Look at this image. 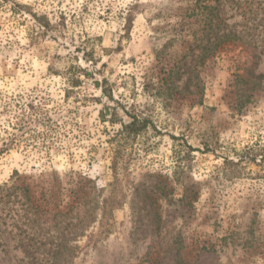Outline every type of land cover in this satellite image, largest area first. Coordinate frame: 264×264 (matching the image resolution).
<instances>
[{
    "label": "rangeland",
    "instance_id": "obj_1",
    "mask_svg": "<svg viewBox=\"0 0 264 264\" xmlns=\"http://www.w3.org/2000/svg\"><path fill=\"white\" fill-rule=\"evenodd\" d=\"M213 3L0 0V264H264V0L196 45ZM104 86L152 124L125 138Z\"/></svg>",
    "mask_w": 264,
    "mask_h": 264
},
{
    "label": "trees",
    "instance_id": "obj_2",
    "mask_svg": "<svg viewBox=\"0 0 264 264\" xmlns=\"http://www.w3.org/2000/svg\"><path fill=\"white\" fill-rule=\"evenodd\" d=\"M8 1V0H5ZM214 3L210 4V6L206 5L203 7L205 9V12H202L201 14H197L199 17V21L202 22L200 24V29L194 32L193 39L196 45H199V42L203 40L210 41L214 39V44H218L220 42H227V41H235L239 39V35L236 34L235 30H233V26L230 27V25L227 23V18H225V5L229 0H213ZM231 1V0H230ZM207 10V11H206ZM34 18L39 23V25L43 28V32H48L49 29H51L52 24L49 18H47L44 15H38L36 13H33ZM222 24V27H221ZM207 54H205L207 57L211 56V51L208 49ZM257 78H264V74H260L257 76ZM75 79V78H74ZM79 80H73L72 86H77ZM102 91L105 95L108 96V98L114 102V105L112 107H108L104 110L108 109L111 112V119L116 120L115 117H118L117 109L120 107L123 108V111L126 115V121L122 124V134L125 135V138H132L137 135H139L141 132L146 130L151 124L152 120L149 116L137 111L135 106H131L130 109L126 108L124 104H122L119 100H116L113 95L111 94V87H101ZM34 108V107H32ZM34 112H37V109L34 108ZM120 118H117V120ZM122 121V118L120 119ZM258 156V155H257ZM257 156H255V159H257ZM263 159V156H261ZM115 164V163H114ZM114 170V176L116 177V180L112 184L114 185V191L108 195V197L104 198L101 204H96L93 206L94 208L92 211H96L97 208H99L101 212V218H105L109 214H113L114 210L119 209L123 205V196L119 194V191H122L120 189L122 185V180H119V172L117 169V164L113 165ZM24 194L26 193V201H29L30 195L28 188H23ZM82 203L84 206L89 205L91 202H86V200L83 199ZM91 209H86V212H90ZM97 217V218H96ZM94 220L97 221L98 216H94ZM87 219H78L79 225L84 224V222ZM93 220V221H94ZM86 233V232H85ZM84 232H80L77 237L84 236ZM95 235L94 233H91L90 236L93 237ZM77 247V246H76ZM79 248V245H78ZM59 250L52 252V261L53 264H59Z\"/></svg>",
    "mask_w": 264,
    "mask_h": 264
}]
</instances>
